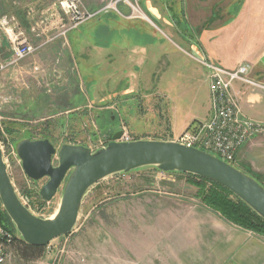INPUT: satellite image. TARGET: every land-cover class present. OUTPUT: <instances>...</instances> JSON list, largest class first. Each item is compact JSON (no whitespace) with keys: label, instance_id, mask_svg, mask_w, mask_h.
Masks as SVG:
<instances>
[{"label":"rangeland","instance_id":"obj_1","mask_svg":"<svg viewBox=\"0 0 264 264\" xmlns=\"http://www.w3.org/2000/svg\"><path fill=\"white\" fill-rule=\"evenodd\" d=\"M109 1L105 0L106 3ZM132 2L135 8H139L133 14H138L140 10L146 11L144 2ZM52 3L55 0H0V19L5 15L18 14L22 26L28 27V22L39 21L42 12ZM122 4L116 7L122 15L113 9L106 12L102 9L90 21L81 24L77 31L88 34L92 27L100 25L97 34L93 35L97 45L106 41H116L122 45L131 39L142 41V35L139 39L137 34H132L133 31L127 28ZM27 7L32 10L33 21L26 18L24 11L28 10ZM59 13L63 17L61 11ZM113 23L122 25V28L120 25L112 26ZM160 29L168 33L164 25ZM27 33L36 50L16 64L8 65L0 74L3 77L0 80L3 82L0 86V148L18 197L36 216L45 219L55 214L62 186L50 201L38 196L46 179L32 182L21 171L14 151L18 140L25 137L47 138L56 148L63 143H70L82 144L95 151L107 144V135L117 131H124L131 141L139 137L159 136L154 130L165 131L164 125L169 115L178 132L182 129L186 112L207 106L206 89H187L186 76L174 85H171V81L162 82L161 85L152 83L148 85L147 92L136 94L137 99L126 100L125 96L118 93L125 85L121 70L115 74L116 96L108 100L109 104L96 105L88 99V95L93 96L96 80L91 81L89 74L81 70V91L78 83L77 92L66 88L61 59L57 54L63 50L61 44L42 43L41 38L33 36L29 30ZM72 34H76L75 31L68 36ZM182 34L185 35V32ZM6 38L0 27V53L4 61L11 59L10 44ZM178 45L176 50L180 54L184 55L185 51L191 54L186 46L181 43ZM74 56L78 60L76 50ZM197 59L201 58H196L201 64ZM169 79L171 74L164 78ZM163 91L170 98L163 99ZM75 93L74 102L69 103L68 98ZM194 94L198 96V106L195 107L189 102V97ZM179 96L182 98L179 99ZM155 100L164 101L160 103ZM175 108L169 114V110ZM14 118L21 121L15 124L12 121ZM237 159L238 156L235 162L239 169L254 175L258 181L264 179V173L254 174L247 163ZM53 162L56 164L55 158ZM209 187L210 184L185 174L161 173L151 166L107 176L84 193L72 232L55 238L46 247L34 252L27 250L12 221H7L1 213L2 224H6L13 237L7 249V261L2 264H264L263 234L239 228L258 247L245 240L237 252L227 247L222 251L208 250L200 242L190 243L187 240L190 237L189 230L187 226L179 225L181 220L165 217L166 206L184 203L180 201L201 203L200 198Z\"/></svg>","mask_w":264,"mask_h":264},{"label":"crops","instance_id":"obj_2","mask_svg":"<svg viewBox=\"0 0 264 264\" xmlns=\"http://www.w3.org/2000/svg\"><path fill=\"white\" fill-rule=\"evenodd\" d=\"M138 1L145 4L146 11H142L143 16H131L125 19L128 23L127 28L133 31L132 34H137L136 37L139 39L142 35L143 38L142 41L131 39L126 45L116 41L110 43L106 41L97 45L93 35L98 32L97 28L100 26L98 24L92 27L88 34L78 32L80 26L64 31L63 24L66 19L61 16L55 3L41 11L42 16L39 21L28 22V27L22 26L18 14L13 15L26 32L28 39L30 38L27 30L33 36L41 38L42 43L61 44L63 50L57 54L61 59L62 77L66 88H72L77 92L78 83L80 84L78 89L81 91L82 80L79 75L81 70L89 74L91 81L96 80L93 96L88 95L90 102H95L96 105L109 104V101L116 96L118 90L114 87L115 74L119 73V70L123 71L125 85L118 93L125 96L126 100L137 99L136 94L147 92L148 85L152 83L161 85L162 82L171 81V85H174L178 84L183 76H186L187 89H206V108L199 107L200 109L195 108L194 111L186 112L180 131H175L169 115L167 124L164 125L166 130H154L159 136L137 139L173 140L190 124L205 120L209 116L210 100L206 71L196 58L209 59L227 69H235L240 64H247L249 77L264 86V0ZM81 2L85 10L91 12L99 11L106 3L105 0H81ZM123 8L124 15L129 16L130 10L125 5ZM27 9L24 11L26 18L31 19L32 10L29 7ZM135 19L138 20L134 21ZM117 25L120 24H112V26ZM161 25L165 26L168 33L160 29ZM120 27L122 28V25ZM72 31L76 34L69 37L68 34ZM158 32L163 33L164 36L157 34ZM182 32H185V35ZM180 43L186 46L191 54L186 51L184 55L180 54L176 50ZM73 49L78 54V60L74 56ZM167 74H171V79L164 80ZM2 78L0 77V80ZM2 84L3 82H0V86ZM163 92H165L163 99L170 98L166 91ZM230 93L242 115L264 121V88L236 81L233 82ZM76 95V93L71 95L68 102H74ZM197 97V94L189 97L191 106H198ZM181 98L179 96V99ZM155 101L161 103L164 100ZM174 110L176 108L169 110V114ZM12 121L16 124L21 120L14 118ZM263 137L251 140L241 147L237 154V160L247 163L256 175L264 173ZM180 202L184 203L166 206L165 217L181 220L179 225L187 226L190 236L187 240L190 243L200 242L206 246V249L217 251L226 250L227 247L232 252H237L245 240L255 243L243 230L228 224L217 212L203 203Z\"/></svg>","mask_w":264,"mask_h":264},{"label":"water","instance_id":"obj_3","mask_svg":"<svg viewBox=\"0 0 264 264\" xmlns=\"http://www.w3.org/2000/svg\"><path fill=\"white\" fill-rule=\"evenodd\" d=\"M121 135V131L107 135V144L95 151L70 143L56 148L47 138L25 137L15 143L16 158L25 176L32 182L46 179L39 197L50 201L62 186L57 211L45 219L34 215L18 197L0 148V202L24 243L46 247L55 238L69 234L90 187L107 176L147 166L161 173L189 174L220 184L264 220V188L237 166L174 140L118 141Z\"/></svg>","mask_w":264,"mask_h":264},{"label":"built area","instance_id":"obj_4","mask_svg":"<svg viewBox=\"0 0 264 264\" xmlns=\"http://www.w3.org/2000/svg\"><path fill=\"white\" fill-rule=\"evenodd\" d=\"M119 3H123L131 11L129 16L125 17L143 16L141 10L136 15L132 13L139 9L135 8L132 0H110L102 9H113L122 15L116 8ZM135 3L138 6L136 1ZM55 5L66 19L63 24L64 31L78 28L102 11V9L94 12L85 10L81 0H55ZM19 25L14 15H5L0 19V27L6 34L11 50V59L8 61H4L0 53V74L7 69L8 65L16 64L36 50V46L27 38L26 32ZM198 61L206 69L210 113L205 120L190 124L173 140L186 146L199 148L236 166V156L240 148L251 140L264 136V121L251 119L240 113L231 96V86L236 81L254 87L264 88V86L248 77L249 66L247 64H240L235 69H227L206 58ZM121 132V139L118 141H131L124 131ZM259 182L264 188V179ZM12 241V233L0 225V264L7 261L9 255L7 249Z\"/></svg>","mask_w":264,"mask_h":264},{"label":"trees","instance_id":"obj_5","mask_svg":"<svg viewBox=\"0 0 264 264\" xmlns=\"http://www.w3.org/2000/svg\"><path fill=\"white\" fill-rule=\"evenodd\" d=\"M31 138V137H30ZM244 172V171H243ZM246 173V172H244ZM248 174V173H246ZM187 177H191L196 179L199 182H204L210 184L209 189H207V193L203 194L200 200L201 203H204L208 208L218 213L226 222L237 226L238 228L252 230L256 233H260L264 235V220L255 214L244 202H241L239 198L234 196L229 189H225V187L217 184L213 181L203 179L202 177H197L189 174H185ZM250 175V174H248ZM256 179L255 176L250 175ZM1 213L3 217L10 221L7 213L3 211L0 202V217ZM0 224L4 227L6 224H2V219L0 218ZM9 230V228L6 226ZM10 231V230H9ZM27 250L32 252L38 250L40 247L30 246L24 243Z\"/></svg>","mask_w":264,"mask_h":264},{"label":"bare ground","instance_id":"obj_6","mask_svg":"<svg viewBox=\"0 0 264 264\" xmlns=\"http://www.w3.org/2000/svg\"><path fill=\"white\" fill-rule=\"evenodd\" d=\"M51 217H53V215Z\"/></svg>","mask_w":264,"mask_h":264}]
</instances>
